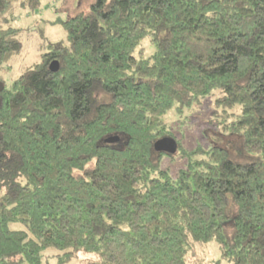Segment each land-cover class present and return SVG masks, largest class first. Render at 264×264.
<instances>
[{"label": "trees", "instance_id": "obj_1", "mask_svg": "<svg viewBox=\"0 0 264 264\" xmlns=\"http://www.w3.org/2000/svg\"><path fill=\"white\" fill-rule=\"evenodd\" d=\"M42 1L0 0L1 73L15 11ZM59 20L65 39L0 76V264H264V0H94ZM215 90L233 145L185 148L164 116ZM211 240L220 258L197 251Z\"/></svg>", "mask_w": 264, "mask_h": 264}, {"label": "rangeland", "instance_id": "obj_2", "mask_svg": "<svg viewBox=\"0 0 264 264\" xmlns=\"http://www.w3.org/2000/svg\"><path fill=\"white\" fill-rule=\"evenodd\" d=\"M92 2L94 0H43L41 5L33 10L18 8L15 11L17 16L14 22L25 28L22 36L23 49L12 61L11 69L0 72L7 86L26 67L40 60L41 53L48 49L50 42L66 38V31L59 19H65L76 12L88 11ZM146 42L147 39L143 41V45L145 44L147 48ZM218 94L219 92L215 90L211 95L202 99V102H195L192 107L184 108L181 112L173 107L164 116L185 148L193 147L197 143L205 147L215 144L222 147L233 145L236 136L224 132L217 123L219 116L211 113L213 106L210 100H214ZM185 163L186 157H180L178 153H175V159L165 164L174 171L184 166ZM197 251L201 256L209 259L220 258L221 254L218 244L213 240L208 242L204 250L203 247L198 246ZM90 257H92L91 254H81L71 264H81L82 260ZM222 264L226 262L222 260Z\"/></svg>", "mask_w": 264, "mask_h": 264}, {"label": "water", "instance_id": "obj_3", "mask_svg": "<svg viewBox=\"0 0 264 264\" xmlns=\"http://www.w3.org/2000/svg\"><path fill=\"white\" fill-rule=\"evenodd\" d=\"M50 68L54 71L57 70L59 68L58 60H53L50 64ZM4 87H5L4 82L0 80V92L4 89ZM0 106H1V97H0ZM117 139H118L117 136H110V137L106 138V141L111 142V141H115ZM154 147L158 151L175 153L177 151V148H178V143H177L176 139L171 137V136H163V137L158 138L154 142Z\"/></svg>", "mask_w": 264, "mask_h": 264}]
</instances>
